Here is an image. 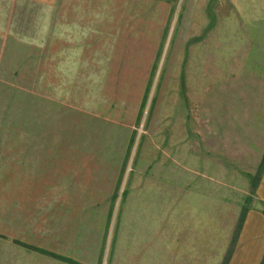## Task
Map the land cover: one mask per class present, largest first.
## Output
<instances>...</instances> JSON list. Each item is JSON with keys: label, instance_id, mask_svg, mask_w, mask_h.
Here are the masks:
<instances>
[{"label": "rangeland", "instance_id": "obj_1", "mask_svg": "<svg viewBox=\"0 0 264 264\" xmlns=\"http://www.w3.org/2000/svg\"><path fill=\"white\" fill-rule=\"evenodd\" d=\"M22 7L0 36L7 175L29 189L31 166L45 174L64 151L83 173L121 174L117 205L146 212L130 217L218 223L230 246L243 207H264L251 184L264 157V0L59 1L52 49L43 8ZM0 250L4 264L20 258Z\"/></svg>", "mask_w": 264, "mask_h": 264}, {"label": "crops", "instance_id": "obj_2", "mask_svg": "<svg viewBox=\"0 0 264 264\" xmlns=\"http://www.w3.org/2000/svg\"><path fill=\"white\" fill-rule=\"evenodd\" d=\"M59 1L66 0H0L1 20L8 22L0 36L5 40L14 33L12 23L27 14L22 6L33 5L45 11L46 44L52 49L53 13ZM0 49H6L5 42ZM45 57L49 61L47 53ZM35 130L33 127L31 132ZM49 145L34 142L33 148L45 150ZM65 146L63 150L70 145ZM76 148L80 149L79 145ZM66 155L63 151L56 160L51 155L53 160L48 159L52 165L45 174H37L38 169L31 166L34 173L29 178L34 185L29 189H21L19 174L7 175L8 164L0 158V246L9 242L20 249V258L15 257L11 264H223L227 256V264H261L262 209L251 207L238 234L236 225L234 246L233 239L230 246L229 239L223 246L226 236L218 223L206 220L167 224L147 216L130 217L146 212L117 205L121 174L83 173L79 159L71 166L65 163L69 159ZM255 195L264 203V172ZM22 254H28L26 259ZM5 258L0 250V264Z\"/></svg>", "mask_w": 264, "mask_h": 264}, {"label": "trees", "instance_id": "obj_3", "mask_svg": "<svg viewBox=\"0 0 264 264\" xmlns=\"http://www.w3.org/2000/svg\"><path fill=\"white\" fill-rule=\"evenodd\" d=\"M263 172H264V157H263V160H262V162H261V164L259 166L258 172L253 176L252 181H251L252 193L253 194H256V189H257V186H258V184H259V182L261 180V176H262ZM249 209H250V207H243V209H242V212H241V215H240V218H239V221H238V225H237V234L239 233L240 229L242 228V225H243V223L245 221V217H246ZM262 212L264 213V207L262 208ZM235 241H236V239H233L232 247L234 246ZM28 247H30V246H28ZM231 250H232V248H231ZM230 253H231V251H230ZM59 258L65 259L64 257H59ZM228 259H229V256H227L225 258L223 264H227ZM261 264H264V258H263Z\"/></svg>", "mask_w": 264, "mask_h": 264}]
</instances>
